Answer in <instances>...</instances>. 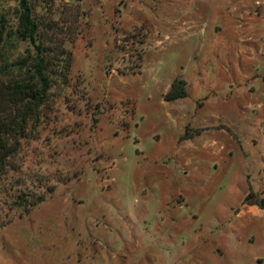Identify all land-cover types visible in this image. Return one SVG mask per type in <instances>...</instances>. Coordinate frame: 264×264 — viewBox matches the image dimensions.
<instances>
[{
  "label": "rangeland",
  "instance_id": "obj_1",
  "mask_svg": "<svg viewBox=\"0 0 264 264\" xmlns=\"http://www.w3.org/2000/svg\"><path fill=\"white\" fill-rule=\"evenodd\" d=\"M31 1L71 65L0 175V264H264V0Z\"/></svg>",
  "mask_w": 264,
  "mask_h": 264
},
{
  "label": "trees",
  "instance_id": "obj_2",
  "mask_svg": "<svg viewBox=\"0 0 264 264\" xmlns=\"http://www.w3.org/2000/svg\"><path fill=\"white\" fill-rule=\"evenodd\" d=\"M38 6L40 3L33 4L31 0H16L15 22L9 25L0 16V175L6 172L20 140L26 139L38 124L50 89L66 85L68 81L70 52L64 47V40L43 28ZM20 43L24 44L22 53L10 58L9 51ZM185 95L183 80L174 77L164 100ZM54 187L48 184L38 193L31 188L19 190L14 203L21 214H25L42 202ZM242 201L264 207V197L257 200L252 192Z\"/></svg>",
  "mask_w": 264,
  "mask_h": 264
}]
</instances>
